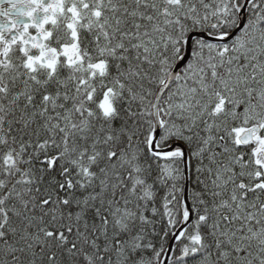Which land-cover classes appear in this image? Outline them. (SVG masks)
Instances as JSON below:
<instances>
[{"label":"snow or ice","instance_id":"obj_1","mask_svg":"<svg viewBox=\"0 0 264 264\" xmlns=\"http://www.w3.org/2000/svg\"><path fill=\"white\" fill-rule=\"evenodd\" d=\"M0 264H264V0H0Z\"/></svg>","mask_w":264,"mask_h":264}]
</instances>
